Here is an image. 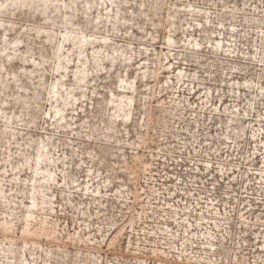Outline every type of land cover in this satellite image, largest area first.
<instances>
[{
    "label": "rangeland",
    "instance_id": "1",
    "mask_svg": "<svg viewBox=\"0 0 264 264\" xmlns=\"http://www.w3.org/2000/svg\"><path fill=\"white\" fill-rule=\"evenodd\" d=\"M0 264H264V0H0Z\"/></svg>",
    "mask_w": 264,
    "mask_h": 264
},
{
    "label": "bare ground",
    "instance_id": "2",
    "mask_svg": "<svg viewBox=\"0 0 264 264\" xmlns=\"http://www.w3.org/2000/svg\"><path fill=\"white\" fill-rule=\"evenodd\" d=\"M44 7V6H43ZM42 7V8H43ZM65 40V39H64ZM44 180L47 181V182H50L52 180V177L50 175V173H47L45 176H44Z\"/></svg>",
    "mask_w": 264,
    "mask_h": 264
}]
</instances>
